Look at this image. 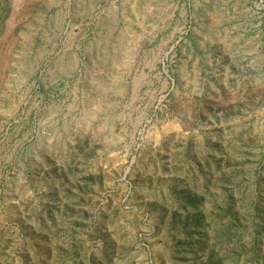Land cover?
Masks as SVG:
<instances>
[{
	"label": "rangeland",
	"instance_id": "rangeland-1",
	"mask_svg": "<svg viewBox=\"0 0 264 264\" xmlns=\"http://www.w3.org/2000/svg\"><path fill=\"white\" fill-rule=\"evenodd\" d=\"M0 264H264V0H0Z\"/></svg>",
	"mask_w": 264,
	"mask_h": 264
}]
</instances>
